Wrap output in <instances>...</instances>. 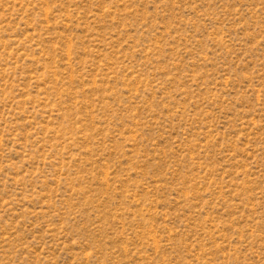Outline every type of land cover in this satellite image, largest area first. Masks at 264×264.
<instances>
[{
  "label": "rangeland",
  "instance_id": "374dc122",
  "mask_svg": "<svg viewBox=\"0 0 264 264\" xmlns=\"http://www.w3.org/2000/svg\"><path fill=\"white\" fill-rule=\"evenodd\" d=\"M0 264H264V0H0Z\"/></svg>",
  "mask_w": 264,
  "mask_h": 264
}]
</instances>
